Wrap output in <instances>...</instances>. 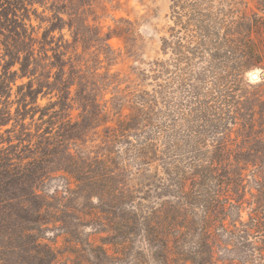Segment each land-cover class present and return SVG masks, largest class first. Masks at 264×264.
<instances>
[{
  "label": "trees",
  "instance_id": "1",
  "mask_svg": "<svg viewBox=\"0 0 264 264\" xmlns=\"http://www.w3.org/2000/svg\"><path fill=\"white\" fill-rule=\"evenodd\" d=\"M49 1L0 0V264H17L21 253L30 264L65 254L66 264H264V78L245 77L264 72V0L217 22L207 11L192 14L201 60L208 54L227 72L224 93L186 117L167 108L158 61L151 91L126 88L105 99L97 69L88 75L74 64L77 44L111 50L108 41H126L131 24L119 20L104 32L84 9L74 25L69 1ZM182 1L171 0L173 39ZM32 20L46 23L40 35ZM171 45L176 53L177 40ZM50 156L64 160L66 186L55 197L70 200L65 209L50 211L39 189ZM46 216L65 236L63 253L57 238L43 236ZM69 217L98 226L100 244L69 231Z\"/></svg>",
  "mask_w": 264,
  "mask_h": 264
},
{
  "label": "rangeland",
  "instance_id": "2",
  "mask_svg": "<svg viewBox=\"0 0 264 264\" xmlns=\"http://www.w3.org/2000/svg\"><path fill=\"white\" fill-rule=\"evenodd\" d=\"M67 1H69L68 13L73 14L71 21L74 25H79L80 20L86 18L87 15L81 18L78 15L84 9L90 10L89 15H91V12L94 13L90 19L96 17L100 25L104 27V32L107 31L108 27L110 30L114 29L119 20H126L131 24L133 34L126 41L116 37L108 41L111 50H107L102 43L77 44V54L74 55L73 59L74 64L77 65V69L88 75L92 73V70L97 69V72L102 76L99 79L104 78V86L101 87L106 90L105 99L112 97L113 92L126 88L131 91L134 89L151 91L155 85V80L152 78V63L158 61L163 66L160 82L163 85V97L166 106L173 111L175 110L180 117H186L189 109L204 104L212 105L224 93L227 72L224 67L214 66L208 54H206L204 60H201V52L197 47L198 38L200 37V24L192 14L195 15L197 11H207L212 21L217 22L224 14H228L231 9L255 11L258 0H183L181 2L183 10L181 11L179 25L176 28L178 30L176 39H173L170 30L174 26L170 10L171 0ZM194 2L197 3L194 10H191L190 6ZM38 12L41 14V7H38ZM42 16L49 17L51 13L46 11L41 14ZM62 18L63 21L67 22L68 18L66 16H62ZM32 25L41 27L39 30L40 35L46 23L40 25L39 22L32 20ZM63 33H66V31ZM162 38L167 41V46L163 51H161ZM65 39L71 40L67 33ZM175 40L178 44L176 53L172 49L173 45H171ZM83 49H86L85 52H83ZM48 54L50 55L51 52H48ZM105 55H107L106 58ZM106 69L109 70V76L104 75ZM252 72H257L259 76L263 73L259 68L247 71L245 77L248 82L254 84L261 81V79L252 81L250 79ZM26 81L27 79H23L22 81L18 80L16 83L19 85ZM73 88L72 90H74ZM13 91H15V87ZM47 102V98H38V103L41 106H44ZM71 113L72 117L76 118L78 111L74 109ZM37 117L38 114L35 119ZM26 122L30 123L29 119ZM33 126L34 123H32V129ZM3 129L0 130V133L3 132ZM90 135L91 133L88 137ZM84 152L92 157L94 153L99 151ZM24 155L31 156L27 151H24ZM45 161L41 164L45 179L38 183L39 189L44 191L46 195L45 203L50 207V211L51 205L57 206L58 204H61L65 209V206L70 205V200L66 201L60 197H55L63 196V187L66 186V174L58 170L64 165V160L58 156L56 159L52 158L51 162L50 156ZM113 163H117V161L113 159ZM127 178L130 179V176L127 175ZM70 187H73V185H70ZM70 218L66 222L69 231L70 229H76L83 233V238L89 237L96 244H100L98 239L104 237L105 234L95 233L99 232L98 226L95 224L75 226L77 220L73 217ZM45 219L44 238L49 241L57 238L55 248L62 253L65 252L64 245L67 244L63 241L65 236L61 235L59 224L54 225L50 216H46ZM94 229L96 230L94 231ZM66 255L59 258L60 261L55 264H66L68 259ZM15 261H18L17 264H30L32 259L21 253L20 259H15Z\"/></svg>",
  "mask_w": 264,
  "mask_h": 264
},
{
  "label": "water",
  "instance_id": "3",
  "mask_svg": "<svg viewBox=\"0 0 264 264\" xmlns=\"http://www.w3.org/2000/svg\"><path fill=\"white\" fill-rule=\"evenodd\" d=\"M262 78H264V72L260 76H259V74L257 72H252L250 74V79L252 81H257V80L262 79Z\"/></svg>",
  "mask_w": 264,
  "mask_h": 264
}]
</instances>
